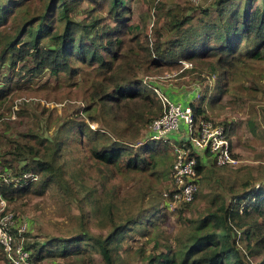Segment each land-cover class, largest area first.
<instances>
[{
	"label": "trees",
	"instance_id": "obj_1",
	"mask_svg": "<svg viewBox=\"0 0 264 264\" xmlns=\"http://www.w3.org/2000/svg\"><path fill=\"white\" fill-rule=\"evenodd\" d=\"M135 1L0 0V113L11 107L13 94L25 88L26 82L30 84L45 74L57 79L64 75L73 81L93 71L86 91L87 106L72 111L58 135L71 137L77 148L83 145L86 157L100 174H112L121 164L141 173L147 170L148 162L155 164L154 169L160 154L172 152L168 143H152L149 138L140 141L143 132L150 131L151 124L164 115L159 92L175 97L173 88L166 87L170 83L167 80L188 85L186 81L193 77L205 84L200 98L198 91L184 104L192 107L195 121L214 122L210 110L221 108L222 98L231 95L232 88L235 96L244 99L243 92L234 88L240 69L264 60V0H213L205 9L199 0H188L172 4L168 10L165 2L157 0L154 8L161 15L153 29L145 17L140 23L131 22ZM78 10L84 13L83 19L75 16ZM162 19L165 23L159 27ZM249 88L261 90L256 82ZM93 123L98 125L96 129ZM218 124L230 130L229 134L235 133L233 124L226 120ZM23 136L26 141H14L7 150L15 156L0 159L4 173L34 171L39 176L28 186L5 185L0 189L7 210L19 221L26 219L18 214L27 215L33 209L25 199L44 196L52 185L69 197L80 191H73L59 162L67 139L49 141L31 131ZM171 156L167 157L170 163L165 172L170 182ZM207 157L199 158L200 178L209 162L223 171L240 165L221 167ZM246 170L254 171L250 167ZM255 171L258 177L243 184L244 191L233 184L231 176L216 179L217 192L210 196L199 218L189 219L174 245L156 244L150 252L147 244L137 248L140 264H264V169ZM80 175L73 181L82 178ZM200 189L191 203L179 205L184 209L176 206L172 211L182 214L192 209L201 197L208 196L201 195ZM171 190L166 186L160 201ZM89 200L103 231L93 234L81 215V228L71 240H29V223L24 245L33 263L75 264L73 257L83 256L87 259L84 264H98L94 256L98 254L104 264H129L120 253L123 242L133 231L147 236L156 222L157 210H142V214L126 218L109 211L106 217L107 207ZM105 219L110 221L108 228ZM160 246L163 249L159 253ZM0 262L10 264L1 246Z\"/></svg>",
	"mask_w": 264,
	"mask_h": 264
},
{
	"label": "rangeland",
	"instance_id": "obj_2",
	"mask_svg": "<svg viewBox=\"0 0 264 264\" xmlns=\"http://www.w3.org/2000/svg\"><path fill=\"white\" fill-rule=\"evenodd\" d=\"M156 1H135L132 4L131 22L140 23L145 17L147 18V25L153 29L155 20L161 15V11L154 8ZM160 1L166 3L167 10L172 4L188 2V0ZM199 1L204 5L202 7L204 9L210 7L213 2V0ZM31 5H28L27 8ZM75 16L78 19L85 17L82 10H78ZM164 23L165 20L162 19L159 27H163ZM240 71L234 88L243 92L244 99L235 96L232 88L231 95L222 98L221 108L209 112L215 123L226 120L229 124H233L235 133L229 134V136L240 165L233 170H228L229 173L219 170L210 162L207 163L209 166H206L207 168L200 178V194L208 196L201 197L192 209H187L182 214L178 210L172 211L180 203H176L175 207L166 208L164 196L160 201L166 186L171 187L170 178L168 174L165 175L170 163L167 157H172L173 154L171 150H169V155H159L158 166L154 169L155 164L148 162L147 170L136 173V171H132L121 164L119 168L114 169L115 172L112 174H100L96 166L86 157L87 151L83 149V145L77 148L71 137L67 138L64 134L58 135L60 128L71 119L67 116L75 109L87 106L86 91L94 78L95 73L93 71L85 72L73 81L64 75L57 79L45 74L35 78L30 84L26 82V87L21 91H15V89L11 107L0 113V159L1 157L6 159L14 157L15 155L10 154L7 150H10V146L14 145V141H26L23 135L28 131L36 132L49 141H53L56 137H63L67 140L63 142L59 162L66 178L74 187L73 191L80 190L75 197H69L63 194V191H60L58 187L52 185L44 196L26 198L25 202L30 200L29 204L33 209L26 213L27 215L18 214V217L26 219V221L29 220L30 231L28 230V233L30 236L27 239L34 240L39 237L40 241L63 240V238L71 240L69 238L74 237L81 228V215H84L89 231L93 234H99L103 230L97 224L96 208L94 210L89 199L107 207L104 209L106 217H108L109 211L126 218L140 214L142 210L155 208L158 212L156 222L147 236L133 231L130 234L131 237L128 236L125 239L120 249V253L128 260L129 264H140L142 257L139 256L137 248L147 244V250L150 252L156 244L174 245L178 234L184 232L186 226L189 225V219L195 221L199 218L198 216L209 205L210 196L217 192L215 189L216 179L221 176H231L234 180L233 184L235 183L240 191H244L246 187H243V184L247 183L248 180L252 183L254 180L251 177L253 176L258 177L259 172L255 170L264 169V60L251 63L247 65L246 69L241 68ZM175 73L173 72L174 75ZM171 74L169 73V75ZM192 79L193 77L186 81L189 83L188 85L167 80L170 83L166 87H171L174 91L175 97L173 99L178 102H190L193 96L198 94V91L200 93L204 90L205 84L198 78ZM252 82H256L261 87L259 92H254L249 88ZM201 94L198 95V98L201 97ZM166 95L171 97L169 93ZM91 126L95 129L98 127L96 123L91 124ZM148 131L147 133L143 132L141 142H145L149 138ZM187 134L186 127L181 124L180 132L174 134L172 139L179 141L183 135ZM138 148L139 144L137 143L135 150ZM241 167L244 168L241 169ZM248 167L254 170L253 173L246 170ZM0 168H2L1 164ZM77 174H81L82 178L73 181ZM260 182L261 179L256 184ZM226 197L230 200L229 196ZM180 208L183 207L179 206L178 209ZM148 215H143L142 220H145ZM105 222L108 228L110 221L105 219ZM162 249L163 246H160L157 251L160 253ZM94 256L98 264H104L98 254H94ZM73 258L75 264H84L87 261L86 257L83 256ZM0 264L6 263L0 262Z\"/></svg>",
	"mask_w": 264,
	"mask_h": 264
},
{
	"label": "built area",
	"instance_id": "obj_3",
	"mask_svg": "<svg viewBox=\"0 0 264 264\" xmlns=\"http://www.w3.org/2000/svg\"><path fill=\"white\" fill-rule=\"evenodd\" d=\"M197 2L198 0H192ZM159 99L164 107V115L150 126L149 140L168 143L172 147L174 163L171 173L170 192H165V203L175 207L176 203H191L199 192V158L208 155L210 161L219 166L238 165L229 132L224 125L209 120L195 121L193 109L159 92ZM197 122V123H196ZM181 124L186 127L187 135L179 141L172 136L179 133ZM204 164V160H203ZM34 171L17 173L3 172L0 168V189L5 185L25 187L38 181ZM8 203L0 191V246L7 255L10 264L33 263L31 252L25 248V235L29 230L28 221H19L7 210Z\"/></svg>",
	"mask_w": 264,
	"mask_h": 264
},
{
	"label": "crops",
	"instance_id": "obj_4",
	"mask_svg": "<svg viewBox=\"0 0 264 264\" xmlns=\"http://www.w3.org/2000/svg\"><path fill=\"white\" fill-rule=\"evenodd\" d=\"M185 101H182V103H184Z\"/></svg>",
	"mask_w": 264,
	"mask_h": 264
}]
</instances>
